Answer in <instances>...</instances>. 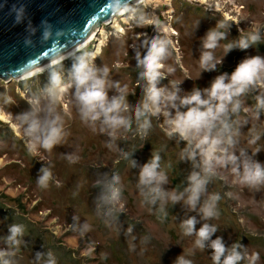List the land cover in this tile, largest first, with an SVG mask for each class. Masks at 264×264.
I'll return each mask as SVG.
<instances>
[{
	"label": "rangeland",
	"instance_id": "374dc122",
	"mask_svg": "<svg viewBox=\"0 0 264 264\" xmlns=\"http://www.w3.org/2000/svg\"><path fill=\"white\" fill-rule=\"evenodd\" d=\"M141 17L145 18L143 26ZM116 18L121 31L111 24L104 26L105 36L98 33L91 42L54 65H63L67 80L73 58L84 51L94 52L95 64L107 66L109 78L118 81L121 87L127 86L131 106L141 98L143 84L138 79L136 54H144L145 46L154 37L170 41L171 55L162 69L166 79L161 86L171 87L183 81L181 88L186 92L194 87H208L216 75L231 73L246 57L264 56V43H260L246 50H232L224 57L225 45L230 41L256 30L264 33V0H146L123 20L120 16ZM217 23L231 26L228 39L214 50L217 59L224 57L223 63L216 71L200 74L201 38ZM170 28L177 33H171ZM51 67L21 80L0 78V111L10 120H0V250L12 253L4 259L10 264H46L47 253L52 252L57 264H175L178 256L191 260L192 264H213L211 249L196 248V237L185 236L181 230L182 220L196 216L200 220L197 228L202 223L215 225L218 231L213 239L221 236L229 247L242 243V252L249 257L258 253L255 264H264V186L259 190L248 188L239 184L230 170L222 169L224 178H213L204 197L220 196L216 205L219 215L208 221H203L198 211H190L183 202L175 206L168 202L166 215L158 210L159 205L141 203L138 173L152 151L161 156V170L169 181L164 185L166 190L182 191L192 171L190 162L180 161L184 143L168 138L163 117H151L152 126L142 137L133 116L131 128L120 130L115 146L109 148V137L100 133L98 126L93 131L80 119L74 89H69L57 106L67 133L61 145L51 151L37 145L30 154L16 117L29 110L28 99L40 94L48 84ZM169 68L173 69L171 73ZM115 94V89L109 91V96ZM242 99L250 111L241 110L233 118L240 121L236 125L237 151L244 149L252 154L259 149L254 158L264 163V113L259 119L255 117L254 95ZM45 103L42 97V104ZM128 114L133 115V109ZM124 153H129L128 159ZM69 156L75 162H70ZM133 160L136 167L131 166ZM41 167H48L53 176L46 188L36 181ZM114 174L120 178L116 186L123 191L122 205L115 208L99 201L103 183ZM98 182L101 186H97ZM121 207L122 212L117 210ZM14 223L25 226L19 246H10L5 241L8 228ZM85 223L91 230L81 237ZM37 253L42 254L40 260L36 259ZM101 253L106 258H101ZM241 264H249V260Z\"/></svg>",
	"mask_w": 264,
	"mask_h": 264
},
{
	"label": "clouds",
	"instance_id": "9594fccd",
	"mask_svg": "<svg viewBox=\"0 0 264 264\" xmlns=\"http://www.w3.org/2000/svg\"><path fill=\"white\" fill-rule=\"evenodd\" d=\"M144 19H140L141 26L144 25ZM230 28V25L217 23L201 38L200 74L216 71L218 65H222L223 58L232 50H246L264 43V33L256 30L230 41L225 45L224 57L217 59L214 50L222 40L228 39ZM169 45L170 41L166 37L157 36L145 46L144 54H136L138 79L143 84L141 98L135 106L128 103L127 86L121 87L118 81H112L109 78L110 69L97 66L95 53L84 51L73 58L67 80L62 64L52 66L48 70V84L40 94L28 99L29 110L18 114L16 119L23 129L28 151L33 154L37 145L51 151L61 145L67 135L57 106L69 89H74L73 96L80 119L93 131L98 126L99 132L109 137V148L115 146L120 130L131 128L133 116L142 137L152 126L151 117H163L168 138L184 143L180 161L190 162L192 171L186 177V186L182 191H168L164 188L169 181L166 172L161 170V156L152 151L151 158L140 166L138 173L137 189L142 197L141 203L151 207L159 205L158 210L166 215L168 202L173 206L183 202L190 211H198L203 221H208L219 215L216 205L220 196L204 197L213 178H224L221 176L222 169L230 170L236 181L248 188L259 190L264 186V163L254 158L260 150L252 154L244 149L237 151L239 129L236 125L240 121L233 119L239 116L241 110L245 113L250 111L242 99L248 95H254L256 100L255 117L259 119L261 113H264V56L246 57L231 73L216 75L208 87H194L186 92L181 88L183 81L173 83L171 87L161 86V81L166 79L162 69L171 55ZM168 71L171 73L173 69L169 68ZM111 89H115L116 94L109 96ZM42 97L47 103L42 104ZM9 102H13L11 98ZM130 109H133V115L128 114ZM124 158L128 159L129 153H124ZM69 161L75 162L71 156ZM131 166L136 167L134 160ZM52 178L50 169L41 167L36 181L39 186L46 188ZM119 182V176L114 174L111 180L103 183L99 197L101 205L113 208L122 205L123 191L116 186ZM97 186H101L100 182ZM117 210L122 212V207ZM76 219L73 217V220ZM198 223L200 220L196 216H188L181 221L180 227L185 236L196 237V248L211 249L213 264H241L245 259L249 260V264H255L259 259L258 253L249 257V254L242 252V243H233L229 247L223 237L216 236L213 239L218 231L215 225L202 223L197 228ZM90 230V226L85 223L80 231L81 237ZM131 231L129 228L128 232ZM24 233L23 224H11L5 241L10 246H19ZM8 255L12 253L0 250V264H10L9 260L4 259ZM41 257V253L36 254L37 260ZM101 258L106 256L101 253ZM46 264H57L52 252L47 253ZM175 264H192V261L178 256Z\"/></svg>",
	"mask_w": 264,
	"mask_h": 264
},
{
	"label": "water",
	"instance_id": "95a60500",
	"mask_svg": "<svg viewBox=\"0 0 264 264\" xmlns=\"http://www.w3.org/2000/svg\"><path fill=\"white\" fill-rule=\"evenodd\" d=\"M132 0H0V78L44 66Z\"/></svg>",
	"mask_w": 264,
	"mask_h": 264
},
{
	"label": "bare ground",
	"instance_id": "6f19581e",
	"mask_svg": "<svg viewBox=\"0 0 264 264\" xmlns=\"http://www.w3.org/2000/svg\"><path fill=\"white\" fill-rule=\"evenodd\" d=\"M145 2L146 0H132L128 3H126L124 6L120 7L114 14L110 15L108 17V19L104 22L101 23V25L95 29L90 35H88V37H86L85 39L81 40L80 42H78L77 44H75L73 47H71L70 49H68L67 51H65L63 54H61L60 56L52 59V61L48 62L47 64H45L44 66L40 67L37 70L25 73L17 78H13L16 80H21L24 78H28L38 72H40L41 70H44L45 68L49 67V66H53L54 64L61 62L63 59H65L69 54H72L73 52L75 53L76 50L80 49L82 46H84L87 42H91L93 38L96 37V35L99 33L100 35L105 36L106 35V31H104V26L111 24L112 28H115L117 31H121V26L118 24L117 22V18L120 16V19H124L125 15L128 14L130 11H132V9L138 5L140 2ZM205 0H202V2H204ZM144 4V3H143ZM171 29V33L176 34V30L173 28ZM97 31V32H96ZM0 120L4 121V122H10V120L8 119V117L6 115H4L1 111H0Z\"/></svg>",
	"mask_w": 264,
	"mask_h": 264
}]
</instances>
